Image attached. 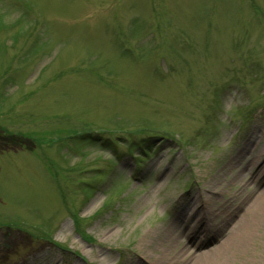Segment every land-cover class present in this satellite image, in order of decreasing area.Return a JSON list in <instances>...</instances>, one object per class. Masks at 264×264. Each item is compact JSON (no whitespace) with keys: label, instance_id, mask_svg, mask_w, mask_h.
Instances as JSON below:
<instances>
[{"label":"rangeland","instance_id":"rangeland-1","mask_svg":"<svg viewBox=\"0 0 264 264\" xmlns=\"http://www.w3.org/2000/svg\"><path fill=\"white\" fill-rule=\"evenodd\" d=\"M262 200L264 0H0V264H264Z\"/></svg>","mask_w":264,"mask_h":264},{"label":"bare ground","instance_id":"bare-ground-1","mask_svg":"<svg viewBox=\"0 0 264 264\" xmlns=\"http://www.w3.org/2000/svg\"><path fill=\"white\" fill-rule=\"evenodd\" d=\"M257 192L258 191L256 190L255 192H253V194L254 193L257 194ZM255 194H254V196H255ZM243 216H246V217H243V218H245L248 221L250 220V217H253L255 219H260V220L263 219L264 218V201L262 200V202H259V203L256 202V201L249 202V207L247 209H245V214ZM252 223L254 225L252 229H254V227L257 226V220H256V222L255 221H252L250 224H252ZM237 227H236V225L233 224L229 228H231V230L233 229V231H234V229L237 228ZM244 241L245 240L243 239L242 242L240 243L242 247H245V246H243V242ZM172 242L175 243V244L177 243V246L176 247L178 248V250H176V253L177 254L175 256V260L177 262H179L180 260H182V257H184V255H186V254L189 253V251H186V247H183V244L181 243L180 238L177 237L175 240L172 239Z\"/></svg>","mask_w":264,"mask_h":264},{"label":"trees","instance_id":"trees-1","mask_svg":"<svg viewBox=\"0 0 264 264\" xmlns=\"http://www.w3.org/2000/svg\"><path fill=\"white\" fill-rule=\"evenodd\" d=\"M82 136H83V135H81V136L78 135V136H75V137H76V138H79V139H83V138H85V137L88 136V135H87V134L84 135L83 138H82ZM106 143L111 144L110 140H106Z\"/></svg>","mask_w":264,"mask_h":264}]
</instances>
